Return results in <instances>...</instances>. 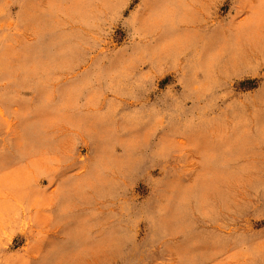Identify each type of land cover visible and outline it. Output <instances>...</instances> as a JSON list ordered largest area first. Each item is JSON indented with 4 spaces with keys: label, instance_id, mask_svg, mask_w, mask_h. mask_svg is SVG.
<instances>
[{
    "label": "rangeland",
    "instance_id": "1",
    "mask_svg": "<svg viewBox=\"0 0 264 264\" xmlns=\"http://www.w3.org/2000/svg\"><path fill=\"white\" fill-rule=\"evenodd\" d=\"M0 264H264V0H0Z\"/></svg>",
    "mask_w": 264,
    "mask_h": 264
}]
</instances>
